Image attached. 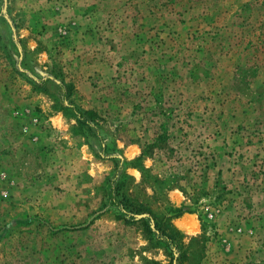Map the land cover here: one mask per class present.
Masks as SVG:
<instances>
[{"label":"rangeland","instance_id":"rangeland-1","mask_svg":"<svg viewBox=\"0 0 264 264\" xmlns=\"http://www.w3.org/2000/svg\"><path fill=\"white\" fill-rule=\"evenodd\" d=\"M163 229L264 264V0H0V264H169Z\"/></svg>","mask_w":264,"mask_h":264},{"label":"trees","instance_id":"trees-1","mask_svg":"<svg viewBox=\"0 0 264 264\" xmlns=\"http://www.w3.org/2000/svg\"><path fill=\"white\" fill-rule=\"evenodd\" d=\"M52 81H56L55 79H52L50 77L43 79L41 82H37L35 81V86L40 87L42 89L45 90H50L47 87V83L48 82H52ZM61 83L66 85V95H71L74 91V84L73 83H66L64 80L61 81ZM78 116V120L79 123L85 127V130L88 133H91L94 131V116H95V112L92 110H84V109H80L77 110L75 112ZM170 137L165 133V131L158 133L157 137L154 139V142L151 143L148 147H147V151H149V154L153 151V149L160 150L162 153H167L168 152V141H169ZM147 153L145 152L144 155H146ZM114 160V163L117 167V171H121L123 164L122 162H120V160L117 157H111ZM125 174V173H124ZM123 174V175H124ZM122 175V176H123ZM125 205H129L130 206V212L134 213V214H138V213H149L152 214L150 209H147L144 205H138L135 204L133 202L130 201V198L127 197L126 195H124L123 200ZM127 203V204H126ZM144 223L146 224V226L149 228L150 231H153L152 226L150 221L144 220ZM156 227L158 228V222L155 223ZM164 234H166L167 237L171 238V241L173 242V245H171V247L169 249H167V254L170 256V263L169 264H182L183 261V253H182V248L183 245L182 243L178 242V240H176L174 238V236L171 233H168L166 230H162ZM179 248V249H178Z\"/></svg>","mask_w":264,"mask_h":264},{"label":"bare ground","instance_id":"bare-ground-1","mask_svg":"<svg viewBox=\"0 0 264 264\" xmlns=\"http://www.w3.org/2000/svg\"><path fill=\"white\" fill-rule=\"evenodd\" d=\"M177 224L188 232H193L198 229V221L194 214L186 213L177 219Z\"/></svg>","mask_w":264,"mask_h":264}]
</instances>
